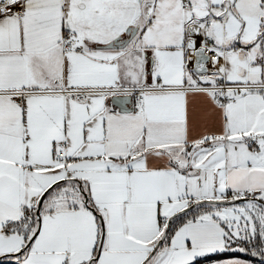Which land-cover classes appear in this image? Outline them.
<instances>
[{
	"label": "snow or ice",
	"instance_id": "6c2138e0",
	"mask_svg": "<svg viewBox=\"0 0 264 264\" xmlns=\"http://www.w3.org/2000/svg\"><path fill=\"white\" fill-rule=\"evenodd\" d=\"M0 264H264V0H0Z\"/></svg>",
	"mask_w": 264,
	"mask_h": 264
}]
</instances>
